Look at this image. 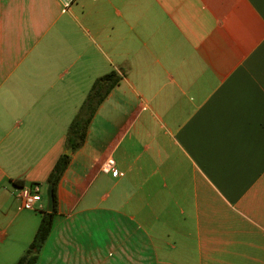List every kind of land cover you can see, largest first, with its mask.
Segmentation results:
<instances>
[{
    "label": "crops",
    "instance_id": "crops-1",
    "mask_svg": "<svg viewBox=\"0 0 264 264\" xmlns=\"http://www.w3.org/2000/svg\"><path fill=\"white\" fill-rule=\"evenodd\" d=\"M69 148L36 264H264V0H0V264L41 218L16 187L45 200Z\"/></svg>",
    "mask_w": 264,
    "mask_h": 264
},
{
    "label": "trees",
    "instance_id": "trees-1",
    "mask_svg": "<svg viewBox=\"0 0 264 264\" xmlns=\"http://www.w3.org/2000/svg\"><path fill=\"white\" fill-rule=\"evenodd\" d=\"M120 78L121 76L117 71L111 70L93 81L66 131V144L68 147H71L72 150L78 149L84 143L87 128L93 115L101 102L109 94L110 90L118 84ZM69 160L70 155L66 153L61 154L47 179V182L53 185L54 207L56 205V185L68 166ZM40 211L41 218L36 233L27 249L18 258L15 264H36L37 262L38 252L51 231L55 209L52 212H47L45 209Z\"/></svg>",
    "mask_w": 264,
    "mask_h": 264
},
{
    "label": "built area",
    "instance_id": "built-area-1",
    "mask_svg": "<svg viewBox=\"0 0 264 264\" xmlns=\"http://www.w3.org/2000/svg\"><path fill=\"white\" fill-rule=\"evenodd\" d=\"M115 166L114 159L108 157L100 165V170L103 173H109ZM15 198L20 201V209H45V200L42 195V189L40 185L33 184L30 186L18 185L14 194Z\"/></svg>",
    "mask_w": 264,
    "mask_h": 264
},
{
    "label": "water",
    "instance_id": "water-1",
    "mask_svg": "<svg viewBox=\"0 0 264 264\" xmlns=\"http://www.w3.org/2000/svg\"><path fill=\"white\" fill-rule=\"evenodd\" d=\"M70 153H71V148H69L66 151V154H70ZM45 200H46L45 210L47 212L54 211V191H53V185H52V183H48V185L46 187Z\"/></svg>",
    "mask_w": 264,
    "mask_h": 264
},
{
    "label": "rangeland",
    "instance_id": "rangeland-1",
    "mask_svg": "<svg viewBox=\"0 0 264 264\" xmlns=\"http://www.w3.org/2000/svg\"><path fill=\"white\" fill-rule=\"evenodd\" d=\"M44 190H46V188Z\"/></svg>",
    "mask_w": 264,
    "mask_h": 264
}]
</instances>
